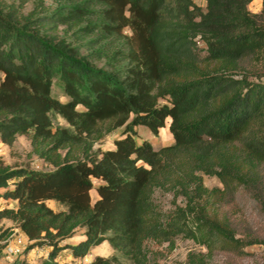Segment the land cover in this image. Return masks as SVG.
<instances>
[{"label":"trees","instance_id":"1","mask_svg":"<svg viewBox=\"0 0 264 264\" xmlns=\"http://www.w3.org/2000/svg\"><path fill=\"white\" fill-rule=\"evenodd\" d=\"M30 1L0 0V144L29 136L53 170L0 164V224L51 249L48 264L106 243L115 255L91 264H149L146 242L179 236L239 255L264 244L222 212L243 191L264 217V0L259 13L254 0ZM138 127L174 142L156 150ZM157 190L186 207L165 220Z\"/></svg>","mask_w":264,"mask_h":264},{"label":"rangeland","instance_id":"2","mask_svg":"<svg viewBox=\"0 0 264 264\" xmlns=\"http://www.w3.org/2000/svg\"><path fill=\"white\" fill-rule=\"evenodd\" d=\"M34 0L27 4L26 12H30L34 8ZM49 4L50 1L46 0ZM195 4L206 11L205 0H194ZM261 0H254L250 5V10L253 13L261 11ZM202 49V46H199ZM201 56L206 53L201 50ZM3 79V74L0 73V82ZM59 123H64L59 120ZM138 138L146 140L152 146L159 150L162 147L171 145L174 141L170 138L169 132L162 130L158 137L153 136L150 131L144 127L136 128ZM122 130L115 131L101 142L95 145V151H108L114 149V143L121 138ZM0 164L7 167H28L31 169L50 171L53 170L49 164L41 160L33 153L32 141L29 136H19L13 146L8 147L0 144ZM204 185L209 189L223 188L220 180L216 177L203 176ZM97 185L98 183L95 182ZM92 201L98 199L96 190L91 193ZM154 201L159 210L164 215L165 220H169L170 216L178 208L184 209L186 201L181 196H175L173 192H163L157 190L154 195ZM3 202V206H5ZM8 207H14V202H10ZM55 210L61 208L52 203ZM222 212L232 221V225L236 231V238L242 240L264 241V217L261 214L255 201L245 192L240 191L234 201L222 208ZM14 223L10 220H4L0 224V263L5 264H48V257L51 249H28L29 243L26 242L21 254L7 259V247L18 238L19 232L12 230ZM6 235L3 239L2 235ZM80 236V235H79ZM73 240L68 241L69 243ZM63 245V244H61ZM146 250L148 253L149 264H188L189 254H200L204 256L208 264H264V244L256 243L244 248V254L239 255L234 252L223 250L218 245L208 248L199 241L187 239L183 236L177 237L173 244L169 242H146ZM115 255L114 250L106 243L96 247L91 254L84 259H73L70 252H60L54 263L56 264H91L96 257L110 258Z\"/></svg>","mask_w":264,"mask_h":264},{"label":"built area","instance_id":"3","mask_svg":"<svg viewBox=\"0 0 264 264\" xmlns=\"http://www.w3.org/2000/svg\"><path fill=\"white\" fill-rule=\"evenodd\" d=\"M26 242L27 241L22 236H18V238H16V240L13 242V244L7 247V259L9 260L11 257L21 254Z\"/></svg>","mask_w":264,"mask_h":264},{"label":"crops","instance_id":"4","mask_svg":"<svg viewBox=\"0 0 264 264\" xmlns=\"http://www.w3.org/2000/svg\"><path fill=\"white\" fill-rule=\"evenodd\" d=\"M16 206V203H14V207ZM16 232H19L17 229L15 230ZM19 236H22L27 242H28V240H27V238L22 234V233H20L19 232ZM82 239V237L81 236H78L76 239H74L72 242H70V243H74L75 241H77V240H81ZM29 243V242H28Z\"/></svg>","mask_w":264,"mask_h":264}]
</instances>
